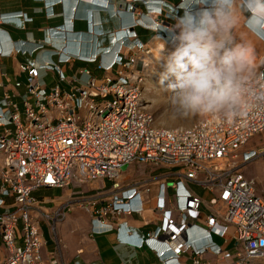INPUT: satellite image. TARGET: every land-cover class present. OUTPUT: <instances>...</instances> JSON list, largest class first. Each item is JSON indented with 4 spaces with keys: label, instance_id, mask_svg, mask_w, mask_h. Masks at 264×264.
<instances>
[{
    "label": "built area",
    "instance_id": "1",
    "mask_svg": "<svg viewBox=\"0 0 264 264\" xmlns=\"http://www.w3.org/2000/svg\"><path fill=\"white\" fill-rule=\"evenodd\" d=\"M132 3H141L147 16L158 15L168 22L179 18V6L155 0ZM16 21L0 9V59L25 54L16 43L3 48L2 28ZM17 22L22 25L28 20L18 18ZM51 31L54 38L65 33ZM125 33L120 38L110 35L121 48L109 65H99L105 72L119 67L116 74L97 79L85 70L76 79L79 85H70V90L62 89L63 85L47 90L38 81L41 69L56 71L62 83L67 80L60 65L72 58L64 48L54 52L57 62L21 66L28 75L22 107L7 93L0 100V264H58L43 258L46 234L60 247L58 227L72 209L92 211L104 204L99 210L103 218L141 214L153 185L159 186L154 208L160 214L159 225L140 236L138 245L153 251L160 264H182L180 259L187 253L192 264H264V203L255 195L256 183L242 172L264 158V149L240 152L264 132V98L254 99L252 107L235 121L203 118L190 127H158L145 93L151 49L134 32L126 29ZM167 45H172L170 40ZM106 50L105 55L112 54L110 48ZM100 56L96 52L78 60L91 64ZM247 87L256 97L264 93V56L255 75L247 78ZM134 165L165 169L169 174L120 181L123 167ZM99 180H108L111 187L98 189L90 198L66 200L55 209L48 207L46 199L34 196L40 190L75 185L82 197V187ZM169 188L174 193L173 205L166 197ZM197 189L210 193L209 201ZM204 205L210 214L200 225L197 221ZM99 224L107 227L104 221ZM213 236L230 249L224 251ZM208 253L213 259L205 262Z\"/></svg>",
    "mask_w": 264,
    "mask_h": 264
},
{
    "label": "crops",
    "instance_id": "2",
    "mask_svg": "<svg viewBox=\"0 0 264 264\" xmlns=\"http://www.w3.org/2000/svg\"><path fill=\"white\" fill-rule=\"evenodd\" d=\"M95 1L0 0L1 12L7 18L17 19V21L18 18L22 21L24 18L28 20L22 25L16 21L14 25L2 28L6 38L3 48L10 49L16 43L15 47L21 48L25 54L13 53L0 59V100L7 93L14 103L22 107V98L27 93L28 75L21 70V66L32 63L39 67L46 62H57L58 59L54 56L56 50L66 48V52L72 58L70 62L60 65L67 80L62 83L56 71L41 69L38 81L47 90L55 85H63L62 89L68 91L71 88L70 85H79L76 79L82 77L85 70L97 79H102L105 74L113 75L118 72L119 67L108 72L99 69L101 64L109 65L115 53L121 48L119 43L112 40L111 34H118L117 38H120L126 34L125 30L129 29L137 35L140 42L152 50L162 44L159 36L162 40H169V33L166 29L174 28L177 23V21L168 22L158 15L147 16L142 4L133 5L132 0H111L112 10L98 6ZM155 1H162L174 7L179 6L178 17L184 14L180 8L182 0ZM131 6H134L132 11L128 10ZM248 15L250 14L242 13L234 35L237 42L250 48L253 53L252 57L256 58L258 65L264 56V27H257ZM136 24L138 25L133 28L132 26ZM153 26L159 30H150ZM56 29L65 31V33L58 34V37L54 38L52 37V34L55 35L53 31H49ZM72 32L81 35L75 36L71 34ZM176 33L178 34V30ZM50 37L54 39L49 41ZM48 42H50L49 45ZM102 48H110L109 52L112 54L105 55L104 53L108 50H101ZM128 50V48H123L122 52L129 54ZM96 52L101 55L96 63L90 64L78 60L79 57L87 58ZM253 149L263 150L264 143ZM257 160H260L264 166V159ZM168 172L162 169L154 177H162L169 174ZM108 182V180H99L89 186H83L82 191H85L83 188H86V191L82 197L81 189L75 185L64 190L51 189L50 191L56 192L57 196L44 199L50 202L49 208L55 209L57 204L66 200L90 198L98 189L110 188ZM44 191L49 190L37 191L34 196L41 198L37 194ZM158 193L159 186L153 185L150 194L146 197L145 209L141 214H111L103 218L99 215V210L104 204H98L92 211H85L77 206L58 227L60 247H57L48 233L46 234V244L42 251L44 260L46 263L56 260L58 264H160L153 251L138 245L140 236L153 232L159 225L160 214L154 210ZM166 194L168 202L173 205V191L169 188ZM207 195L211 196L210 193ZM199 212L200 218L197 223L204 225L205 216L210 212L205 205ZM174 215L176 218L179 216L176 212ZM99 220L104 221L107 227L101 228ZM100 231L102 233H98ZM197 232L194 231L195 236ZM211 259L213 257L210 253L203 257L205 262ZM180 261L182 264H192L188 253L182 255Z\"/></svg>",
    "mask_w": 264,
    "mask_h": 264
},
{
    "label": "clouds",
    "instance_id": "3",
    "mask_svg": "<svg viewBox=\"0 0 264 264\" xmlns=\"http://www.w3.org/2000/svg\"><path fill=\"white\" fill-rule=\"evenodd\" d=\"M95 2L105 9L112 7L111 0ZM180 8L183 16L174 28L166 29L175 45L167 56L163 53L169 40L159 36L163 47L156 62L163 61L165 69L159 83L167 82L166 91L171 94L167 115L235 121L254 99L264 98V93L256 97L247 87L253 53L234 35L242 13L250 14L257 27H264V0H182ZM148 68L155 72L154 64Z\"/></svg>",
    "mask_w": 264,
    "mask_h": 264
},
{
    "label": "rangeland",
    "instance_id": "4",
    "mask_svg": "<svg viewBox=\"0 0 264 264\" xmlns=\"http://www.w3.org/2000/svg\"><path fill=\"white\" fill-rule=\"evenodd\" d=\"M175 45L165 46V51L163 55L167 56L169 53L174 51ZM158 54V55H157ZM155 56V57H154ZM159 59V52H156L155 49L151 50V56L149 57V66L154 64L155 72L151 70V68H147L146 71V84H145V93L147 101L150 105L151 112L156 117V124L158 127L168 128V129H176L181 127H190L200 122L203 118L198 116H189L183 118H174L169 117L167 114L171 111V105L169 102L170 93L166 91L167 82L164 86H161L159 83V75L165 69L163 66V61L156 62ZM259 63V62H258ZM148 66V67H149ZM256 58H251L250 63V75L249 77H253L258 68ZM159 100L160 102H158ZM163 118V119H162ZM161 121V122H160ZM170 122V123H169ZM264 134L258 135L252 138L242 149L240 152H245L247 150H252L253 148H257L264 143ZM264 159V158H262ZM160 170L152 169L147 166H138L134 165L129 167L121 176L120 181L129 183L132 181H136L138 179H150V177H154L156 173ZM245 177L249 180H253L255 185V195L258 199H260L264 203V166L260 160H256L250 163L242 170ZM111 186V183L108 182V187ZM86 191V188H83ZM197 193L202 196V198L209 201V196L202 189H197ZM41 198H54L56 197V192L54 191H44L37 194ZM213 240L216 244L220 245L224 251H228L230 249V245H225L223 240H220L219 237L213 236ZM223 264V263H222Z\"/></svg>",
    "mask_w": 264,
    "mask_h": 264
},
{
    "label": "bare ground",
    "instance_id": "5",
    "mask_svg": "<svg viewBox=\"0 0 264 264\" xmlns=\"http://www.w3.org/2000/svg\"><path fill=\"white\" fill-rule=\"evenodd\" d=\"M162 47H163V45L162 44H160L156 49H155V51L156 52H159L160 53V51L162 50ZM158 55V54H157ZM166 56V55H165ZM155 57V56H154ZM163 119V118H162ZM161 122V121H160ZM170 123V122H169Z\"/></svg>",
    "mask_w": 264,
    "mask_h": 264
},
{
    "label": "water",
    "instance_id": "6",
    "mask_svg": "<svg viewBox=\"0 0 264 264\" xmlns=\"http://www.w3.org/2000/svg\"><path fill=\"white\" fill-rule=\"evenodd\" d=\"M128 169V166L123 167V171H126Z\"/></svg>",
    "mask_w": 264,
    "mask_h": 264
},
{
    "label": "trees",
    "instance_id": "7",
    "mask_svg": "<svg viewBox=\"0 0 264 264\" xmlns=\"http://www.w3.org/2000/svg\"><path fill=\"white\" fill-rule=\"evenodd\" d=\"M107 9H108V10H112V7L110 6V7H108Z\"/></svg>",
    "mask_w": 264,
    "mask_h": 264
}]
</instances>
